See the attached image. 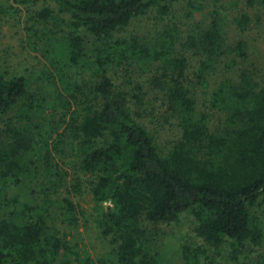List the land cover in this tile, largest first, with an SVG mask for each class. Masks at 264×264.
I'll use <instances>...</instances> for the list:
<instances>
[{"label":"trees","instance_id":"1","mask_svg":"<svg viewBox=\"0 0 264 264\" xmlns=\"http://www.w3.org/2000/svg\"><path fill=\"white\" fill-rule=\"evenodd\" d=\"M8 2L0 13H31L54 73L0 69V264H169L178 254L184 264H264V73L238 62L246 44L229 38L225 9L216 0ZM247 20L233 19L240 29ZM47 107L59 116L35 146L32 131L51 124ZM156 113L180 129L165 151L146 120ZM62 144L88 176L109 246L97 259L71 253L55 225L78 224L71 198H58L65 177L51 151ZM186 218L203 245L175 243L172 254L157 225Z\"/></svg>","mask_w":264,"mask_h":264},{"label":"rangeland","instance_id":"2","mask_svg":"<svg viewBox=\"0 0 264 264\" xmlns=\"http://www.w3.org/2000/svg\"><path fill=\"white\" fill-rule=\"evenodd\" d=\"M7 3H9L8 0H0V5L5 6ZM216 5L217 7L224 8L229 14L228 36L231 38V41L241 39L246 44V60L242 61L238 58V62L242 64L251 63L258 71L264 73V8L255 3H246L244 0H216ZM205 9L204 13L211 8L205 7ZM241 14H245L248 19L244 29H240L237 23L233 21L234 18L239 17ZM30 15L31 13L27 12L24 8L17 12L0 13V69H7L10 72H24L27 75H36L35 73L38 70L44 65H47V68L54 73V69L50 66V63L43 54V42L35 36V31H39V29L36 23L32 22L31 19L29 20ZM195 16L199 18L201 14L196 13ZM27 26H33L35 29H27ZM191 62L195 64L196 61ZM214 80L217 81V79ZM191 83L193 84V81ZM189 86L192 89V85L190 84ZM195 86L193 87V91L195 92L198 106L208 110L206 105L210 99L209 96H207V93L200 86ZM46 112L51 124H47L41 131H32L31 137H34L32 139L33 144L38 139L41 141L46 140L45 138L48 137L50 128L59 116L57 110L49 107L46 108ZM146 120L149 121V129L153 132L156 141L164 151L168 150L180 136V129L176 124L170 123V121L166 122L160 113H156L153 119L150 120L148 118ZM217 122L216 120L213 123ZM4 123V117H0V140L5 137L2 131ZM40 140L34 145L39 146L41 144ZM62 148L63 150L61 152L59 149L57 153H54L53 150L51 151L53 155L51 160H55L59 164V175L65 177L64 184H66V188L63 186L59 188L60 194L58 198L62 199L64 196L71 198V201L76 205L78 224H76V228H73L74 225H68L66 221L61 222L57 220L55 225L59 233L66 238L67 246L70 247L71 253L75 251L81 254L87 252L93 259H97L109 251V246L98 235L94 221L96 214L93 211V202L84 185L88 176L83 172L81 173L75 170L71 162L72 158L70 159L67 152L68 149L66 150L64 148V144H62ZM258 211L264 213V205L260 206ZM145 225L148 229H156L154 224L145 223ZM157 227L159 233L162 231L160 239L163 247L167 248L172 254V249L177 248V244L175 245V243H178V247L180 243L185 241L203 245L202 241L195 236L193 221L190 219L186 218L180 223L159 224ZM178 255H174L172 262L169 264H184ZM217 262L219 264H229L223 258L217 259ZM106 264L112 263L107 262Z\"/></svg>","mask_w":264,"mask_h":264}]
</instances>
